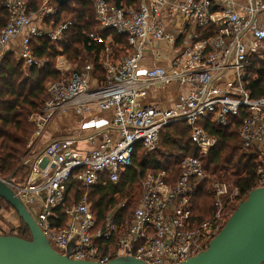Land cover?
<instances>
[{
  "label": "built area",
  "instance_id": "1",
  "mask_svg": "<svg viewBox=\"0 0 264 264\" xmlns=\"http://www.w3.org/2000/svg\"><path fill=\"white\" fill-rule=\"evenodd\" d=\"M47 1L35 11L25 0L3 3L8 21L0 31V66L7 45L17 37L19 58L27 69H42L45 64L33 56V39L46 38L61 51L67 26L54 31L47 26L46 19L56 13ZM92 6L98 31L88 39L105 44L100 56L103 80L93 77L91 65L75 71L59 55L56 68L62 78L46 85L43 107L29 117L34 131L27 148L55 117L70 111L86 113L92 104L101 112H112L110 120L88 117L81 123V130L88 132L85 139L90 143L99 139V147L81 152L73 139H53L26 156L24 182H10L9 187L58 255L100 264L117 258L181 264L207 249L239 197L235 187L211 185L215 213L200 224L193 220V198L209 179L200 157L216 145L198 122L212 120L227 127L232 118L242 116L240 147L264 161V97L252 99L246 87L253 75L251 60L264 63V1L139 0L136 7L127 8L93 0ZM209 29L212 36L200 38L198 32ZM104 31L125 40L124 54L115 56L117 46L111 38L103 39ZM159 44L171 55L164 53L167 66L145 68L146 54L160 56ZM170 86L179 88L171 108L140 107L147 91ZM174 123L189 128L194 147V155L181 160L176 181L167 182L165 172L148 173L130 211H121L123 200L97 223L89 191L116 185L131 165L135 146L146 154L155 151L160 131ZM261 163L256 188L264 187ZM68 184L74 188L68 189Z\"/></svg>",
  "mask_w": 264,
  "mask_h": 264
},
{
  "label": "trees",
  "instance_id": "2",
  "mask_svg": "<svg viewBox=\"0 0 264 264\" xmlns=\"http://www.w3.org/2000/svg\"><path fill=\"white\" fill-rule=\"evenodd\" d=\"M6 0H0V31L8 21L7 11L3 8ZM30 10H38L36 0H25ZM56 13L46 19L45 23L51 30L66 25L63 32L65 45H60L61 51L46 38L32 40L33 56L45 64L42 69L25 68L23 61L12 53H6L0 66V180L22 182L28 171L23 161L29 153L27 148L33 126L28 119L38 113L43 107L47 94L45 87L49 82H57L62 78L56 68V59L62 55L79 71L82 67V53L92 58L93 77L103 80L100 56L105 49L104 42L94 43L88 35L98 31L93 11V0H70L65 6L59 7L52 0ZM116 7H136L139 0H104ZM70 24V25H68ZM200 38L212 36V29L198 32ZM103 39L111 38L117 47L113 48L115 56L124 54L126 42L112 32L101 33ZM252 78L247 84L252 99L264 97V63L257 59L251 60ZM242 116L232 118L227 127H220L212 120L199 121L205 132L215 138L216 145L205 156L200 157L204 172L211 180L202 182L193 198V220L197 223L207 221L215 213L212 194L207 186L222 176L223 171H230L233 186L238 189L237 206L246 195L254 190L257 159L256 152L245 153L240 147L238 128ZM189 128L184 123H174L160 131L158 146L155 151L146 154L140 145H136L131 165L121 175L116 185L97 186L89 191L92 201V211L97 223H102L107 213L116 208L123 200L126 205L123 213L130 211L139 196L140 183L148 173L165 172L167 182L173 183L179 176L180 162L186 156L194 155V147L190 141ZM223 174V175H222ZM226 177V176H225ZM70 189L73 184H68ZM76 187V186H75ZM138 189V190H137ZM67 204L69 200H67ZM0 205L11 209L2 199ZM2 208H0L1 210ZM12 210V209H11ZM235 207L233 209V212ZM30 240L29 232L23 227L18 236Z\"/></svg>",
  "mask_w": 264,
  "mask_h": 264
},
{
  "label": "water",
  "instance_id": "3",
  "mask_svg": "<svg viewBox=\"0 0 264 264\" xmlns=\"http://www.w3.org/2000/svg\"><path fill=\"white\" fill-rule=\"evenodd\" d=\"M65 6L70 0H52ZM10 179L0 180V199L17 215L30 240L0 234V264H100L75 261L55 253L31 214L9 187ZM264 187L250 191L237 205L207 249L181 264H263ZM105 264H144L133 258H117Z\"/></svg>",
  "mask_w": 264,
  "mask_h": 264
},
{
  "label": "crops",
  "instance_id": "4",
  "mask_svg": "<svg viewBox=\"0 0 264 264\" xmlns=\"http://www.w3.org/2000/svg\"><path fill=\"white\" fill-rule=\"evenodd\" d=\"M20 42L21 38L17 37L6 47V53H12L18 60H21L19 58L18 52L20 48ZM158 50H160L159 57H157L155 53L146 54L147 57L144 63L145 68H165L167 66L168 59L164 57V53L167 54V57L171 56L169 51L164 48L163 44L158 45ZM178 94L179 88L176 86L152 89L146 92L145 97L141 100L139 105L140 107L157 106L162 109H168L173 106ZM88 117L110 120L112 117V112H101L98 110L96 105L92 104L89 107V111L86 113L78 114L75 111H70L66 114L55 117L42 132L40 137L34 140L32 148L29 149L28 157L39 152L53 139H73L74 147L81 152L92 151L98 148L99 139H96L90 143L85 139L88 135V132L81 130V123Z\"/></svg>",
  "mask_w": 264,
  "mask_h": 264
},
{
  "label": "rangeland",
  "instance_id": "5",
  "mask_svg": "<svg viewBox=\"0 0 264 264\" xmlns=\"http://www.w3.org/2000/svg\"><path fill=\"white\" fill-rule=\"evenodd\" d=\"M44 0H36V3L38 5V7H42ZM46 5H53V3H51L50 0L47 1ZM54 6V5H53ZM18 52H20V48L18 50ZM82 55V64L80 65H90L92 58L84 53L81 54ZM71 64V63H70ZM72 66V69H76L75 66ZM34 131V129L32 130V132ZM29 142V141H28ZM261 162L264 161H260L259 159H257L256 165L257 166H262L263 164ZM26 167V166H25ZM27 170V167H26ZM222 173H225V176L215 180V181H211L207 188L209 190V192L211 191V185H216V184H221V185H225L226 189L231 190L232 188H234L233 186V178L230 175V171H223ZM223 175V174H222ZM25 178L23 179L22 182H24ZM211 180L210 176H209V181ZM138 190V189H137ZM211 193V192H210ZM212 200L214 202V197L212 195ZM235 206V205H234ZM0 208H2L0 210V234L1 235H12V236H18L19 231L23 230V225L21 223V221L19 220V218L17 217V215L14 213L13 210L11 209H7L6 207H3L0 205ZM237 208V206H235V209Z\"/></svg>",
  "mask_w": 264,
  "mask_h": 264
}]
</instances>
